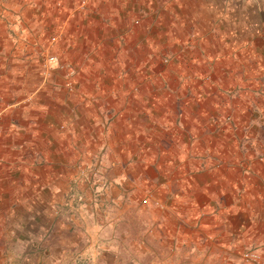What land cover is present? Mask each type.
I'll return each instance as SVG.
<instances>
[{"label":"crops","instance_id":"obj_1","mask_svg":"<svg viewBox=\"0 0 264 264\" xmlns=\"http://www.w3.org/2000/svg\"><path fill=\"white\" fill-rule=\"evenodd\" d=\"M79 2L0 0V243L26 242L21 255L35 256L63 224L64 180L104 152L124 178L118 193L134 179L152 190L150 224L170 243L264 246L263 0ZM48 54L76 65L75 92ZM159 69L169 88L155 84ZM128 213L101 218L109 242ZM126 253L133 264L155 251Z\"/></svg>","mask_w":264,"mask_h":264},{"label":"rangeland","instance_id":"obj_2","mask_svg":"<svg viewBox=\"0 0 264 264\" xmlns=\"http://www.w3.org/2000/svg\"><path fill=\"white\" fill-rule=\"evenodd\" d=\"M259 2H262V0H259ZM62 22H60L58 28L61 32H64L67 22ZM133 23L138 24L139 20L134 19ZM155 45L161 48L160 45ZM153 50L155 54L159 55L158 59L161 66L166 67L170 64L172 56L168 54L161 55V52H158L156 48ZM56 56L58 57L56 67L63 69L65 80H72L74 83V88L69 90L65 86L64 80L63 87L69 92H75L77 89L75 76L78 71L76 65L68 60L61 59L58 54ZM70 68L74 70L73 73H69ZM127 72V70H122L120 74L123 76L121 83L124 88L132 91L135 86L130 85L131 82L125 79L128 76ZM165 75L166 72H162L160 69L159 72L155 70L154 76H158L154 77L157 78L155 84H162V86L169 88L168 85L175 82L172 80L169 82ZM182 76L184 75L181 73L178 77L175 76L180 87L181 83L184 82ZM111 167L109 155H105L104 152L95 155L88 163L82 161L78 163L69 180H64L66 187L63 194L59 196L62 208L59 209L60 218L58 220L61 219L59 224H63L58 226V230L52 236L50 229L45 231L43 235L44 243L42 242L44 245L41 246L39 252H35V256L33 253L30 256L21 255L27 254L26 250L28 249L26 248L31 246L26 242H23V244L20 242L0 243V245L7 244L0 252V264H130L126 255L129 248H136L139 251H155L153 256L140 253L137 257V263L133 264H247L241 259L240 253L225 250L224 247L217 246L215 243L206 244L204 247H201V243H195L194 241L191 243L187 240L183 244L176 243L175 240L170 243L168 238L162 237L159 228L154 230L155 227L150 224L151 213L148 206L160 203L155 200L156 197L152 190L143 187L141 183L143 180L140 182V180L134 179L133 184L135 183V185L132 186V193L126 187L122 189L128 192L127 196L118 193L116 184H121L124 178L120 179L111 175ZM120 201L122 202L119 205ZM127 212L132 214H127L132 216V225L129 224V217L126 218L127 222L125 223L127 224L117 226L120 235H116V229L114 235H112L113 241L109 242L111 234L107 230L106 233L103 231L104 227L100 224L101 218L103 216L113 218ZM47 214L48 216L42 219L44 224L49 222V210H47ZM130 226L132 231L136 229V233L125 234L126 229L130 231ZM80 228H83L86 236L83 235ZM102 244H109L110 248L100 249ZM174 248L179 250L180 255L174 254L171 256L168 253V250ZM192 248H200V251L189 255L187 249ZM247 248L261 249L264 246H247L245 249ZM101 250H110L111 253L102 258L99 257Z\"/></svg>","mask_w":264,"mask_h":264},{"label":"built area","instance_id":"obj_3","mask_svg":"<svg viewBox=\"0 0 264 264\" xmlns=\"http://www.w3.org/2000/svg\"><path fill=\"white\" fill-rule=\"evenodd\" d=\"M89 0H80L79 4L80 7H84ZM58 64V57L55 54H48L45 56V62L44 65L49 67L52 65ZM74 70L72 68L69 69V73H73ZM65 86L72 90L74 88V83L72 80H65L64 82ZM241 259L246 262L247 264H264V248L261 249H254V248H247L244 249L240 253Z\"/></svg>","mask_w":264,"mask_h":264}]
</instances>
